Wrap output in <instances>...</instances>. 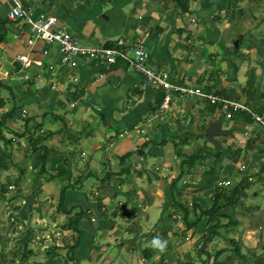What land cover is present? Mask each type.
Returning a JSON list of instances; mask_svg holds the SVG:
<instances>
[{
  "label": "crops",
  "instance_id": "1",
  "mask_svg": "<svg viewBox=\"0 0 264 264\" xmlns=\"http://www.w3.org/2000/svg\"><path fill=\"white\" fill-rule=\"evenodd\" d=\"M249 1L256 7L244 11L247 0H192L188 11L183 12L175 0H0V96L1 100L4 99L0 104V126L5 129L0 140L5 138L3 133H7L16 136L20 146L22 138L26 143L27 140L34 143L32 147L29 145L28 165L31 161L32 169H38L36 184L55 203L65 206L63 212L69 221L67 219L66 224L58 221L57 224L64 227L63 233L70 241L69 253L76 252L78 257L91 259L93 252L103 255L108 249L117 247L119 254L134 255L139 264L143 258L151 264H258V251H264V241L260 239L264 232L258 227L259 231L255 228L249 229L247 234L238 233L233 208L230 206L228 209L227 206L223 209L226 202L223 198L218 201L223 210L221 217L216 218L206 212L212 205L220 180L226 186L233 182L235 190L241 179L253 180L246 170L260 172L261 166L257 163L261 159L258 161L257 155H264V151L258 150L264 148V135L261 134L264 128L256 121L253 124L248 122L245 114L249 112H236L230 107L224 109L225 112L218 107L221 103H212L202 96L180 97L176 91L170 92L169 110L162 111L167 92L147 82L128 62L119 60L107 64L95 57H78L74 66L63 65L57 43L32 36L28 21L10 20L7 12L19 3L32 19L40 15L55 17L58 26L75 35L82 45L119 47L120 42L126 46L142 43L148 51L146 65L155 70H169V83L240 102L259 113L264 109L262 85L258 84L254 89L243 88L249 80L246 79V68H243L244 58L239 57L230 44L237 38L253 41L249 50L255 58L253 63L257 75L264 81V37L252 39L249 33L263 23L264 0ZM246 16H251L252 20L244 24ZM239 22L243 24L241 28ZM195 25V33L188 31ZM29 40L33 43L29 44ZM192 41L211 42L212 53L218 63L206 59L204 66L201 60L205 55L203 51L197 56L187 54L190 52L188 44ZM21 56H26L27 60H22ZM250 66L249 61L247 67ZM232 113L239 117L233 114L235 118H231ZM208 114H213L215 120L224 121L226 128L234 129V138L226 135L229 136L226 149L221 148L224 157L219 162L220 171L225 170L223 164L232 162L235 151L230 148L235 144L246 150L245 162L252 157L250 168L244 166L241 169L236 163L230 179L219 177L209 169L188 171L192 163L182 159L181 155L177 157L180 152L190 154L196 151L197 148L192 146L195 142L199 148L200 139L204 145L208 143L200 134ZM71 124L72 128L66 130ZM254 124L263 130L250 129ZM176 126L181 131H176ZM182 129L189 134L183 136V142L190 138L193 144L190 148H180V151L176 147L174 152L166 142L170 143V138L176 137L177 132H183ZM221 137L225 136H218L216 140ZM247 137L255 143L251 148L254 152L250 154ZM41 141L46 150L41 146L37 150ZM146 151L158 156L167 167L155 178L148 170ZM134 153L137 154L136 159L131 157ZM116 158L124 162L118 164ZM211 159L212 162L215 160ZM70 160L72 162L68 163ZM19 161L15 163L12 160L11 167L18 176L7 175L8 186L15 188L12 196L6 197L16 202L11 208L15 212L6 215L11 227L19 216L28 226L34 209L41 214L40 218L43 217V202L39 201L38 192L30 191L27 172L32 170H25ZM47 161L50 170L61 169L67 164L71 170L64 171L63 168V178L47 175ZM177 162L185 167L184 170H179ZM246 165L248 167V163ZM117 167L121 170L117 171ZM189 177L190 180L187 179ZM83 178L87 185L80 186ZM93 179L113 182L116 189L109 191L104 186L100 200L95 203L85 194H88L87 186ZM61 180L64 182L59 185L57 181ZM262 181L264 184V178ZM19 183H22L20 188ZM57 186L63 187L61 200L55 193ZM234 190L229 187L231 196L235 195ZM118 196H123L133 205L126 216L129 222L125 227L115 223L122 204V201L116 202L115 197ZM20 199L25 201L23 208L18 204ZM241 206L246 209L240 213L243 219L249 221L250 215L257 212L264 221L263 210L251 211L245 204ZM75 207H85L87 212L74 214L72 210ZM153 215L156 216L154 219ZM130 222L135 226L129 227ZM147 222H154V226L146 228ZM2 225L0 223V227ZM236 228L238 232H234ZM57 233L53 235L57 236ZM101 233L107 240L103 244L98 239ZM124 233L132 237L119 241ZM75 234H78L77 242H74ZM236 234L239 235V244L234 239ZM251 236L260 242H253ZM154 237L159 238L163 248L153 243ZM217 239L224 242L216 246ZM27 241L24 237L19 239L18 246L22 247V242L26 244ZM57 241L60 242L59 239ZM133 243H137L136 247L139 245V251L130 247ZM143 245L151 248L144 250ZM154 245L157 246L155 250L152 248ZM237 245L242 251L236 253L232 260L227 254L235 251L233 249ZM130 255L128 258L134 264ZM21 259L22 256L19 257ZM10 261L9 264H16L11 257ZM48 262L58 263L57 256H51ZM100 263L109 264L104 263V258Z\"/></svg>",
  "mask_w": 264,
  "mask_h": 264
},
{
  "label": "rangeland",
  "instance_id": "2",
  "mask_svg": "<svg viewBox=\"0 0 264 264\" xmlns=\"http://www.w3.org/2000/svg\"><path fill=\"white\" fill-rule=\"evenodd\" d=\"M255 1H258V0H255ZM195 7H196V5H195ZM250 7H251V9H254L256 7V5L253 4L251 6L250 1L247 0V2L244 3V11L249 10ZM225 19H226V17H225ZM225 19H224V21H225ZM251 20H252L251 16H246L243 23L246 24ZM253 24L254 23H252L250 25L252 26ZM242 25L243 24L239 22L240 28ZM251 26H249V27H251ZM196 27H197V25H195L194 27L190 26L188 31L190 30V32L195 33ZM249 33H251L252 39H254V38L256 40L262 39L264 37V20H263V23H260L258 26H255L254 28H252L249 31ZM193 36L194 35H192L191 38ZM252 43H253V41H250L247 39L242 40L237 44L238 50H234V52L239 53V57L244 58V67L243 68H246V74H247L246 79L250 78L247 82H245L243 84V88L244 89H248V88L254 89L257 87L258 84H260V85H262V92L264 93V81H262L261 77L257 75L256 69L254 68V63H253V60H255V58H254L253 53L249 50V48L252 46ZM215 46H217V43H215ZM188 47L190 48V52H187V54H190L192 56L193 55H195V56L200 55V52L203 51V53L205 55L202 57L201 60L204 63V66H206V62H207L206 59H210V61H212L216 64L219 61L218 59H216L215 55H213V53H212L213 48L211 47V42H207L204 44L203 42L192 41V42H190V44H188ZM234 49H236V48H234ZM247 50H249V51H247ZM208 52H210L209 56H207ZM249 61L251 62V66L247 67ZM210 70L213 71L215 69H210ZM202 90H205V89L202 88ZM188 95H191V94H188ZM229 95H232L231 92H229ZM218 107L220 109H222L220 106H218ZM248 108H251V107H248ZM222 110L225 111L224 109H222ZM225 112H227V111H225ZM236 112H240V111L236 110ZM228 114L229 113H226V115H228ZM233 114L236 115V113L230 114L231 118H235V116ZM236 116L239 117L238 115H236ZM240 118H244V116H241ZM245 118H247V114H245ZM230 120L233 121V119H230ZM226 123L228 125L230 124L229 122H226ZM2 126L3 125L0 126V136L2 135V131L5 130L2 128ZM71 128H72V124L68 125L66 130H70ZM252 128H256L257 130H263L260 128L259 125H256V124H254V126L251 125L250 129H252ZM178 130H179V127L176 126V131H178ZM37 133H39V132H37ZM187 133L188 132H186V130H184L183 132H177L176 137L170 138V140H169L170 143L167 140V142H166L167 145L171 146L173 148L174 152L176 150L175 149L176 147H177L178 151L181 150L180 148H185V147L190 148V146L193 144V142L190 141V138L188 139V141L185 139V142H183V139H184L183 136L186 135V137H187L189 135ZM3 134H4L3 136H5V138L0 140V146H1V150H0V161H1L0 162L1 163V167H0V175H1V181H0L1 182V185H0V223L3 224L0 227V235L2 237V242H0L1 243L0 244V264H9L11 262L10 257L15 260L16 264H49V262H48L49 258H51V256H54V255L57 256L58 263H53V264H101L100 260L103 258H104V263H109V264H127L128 263V264H131L130 259L128 258V256L130 254H128L126 252L119 254V249L117 247H112L111 250L108 249L106 251V254L104 253L103 255H100V254L95 255L93 252L91 259L88 257L87 258L78 257V253H76V252H75V254L69 253V251L71 249V246L68 247L70 245V241H68L66 239L65 233H63L64 227L59 226L57 224L58 221L59 222L64 221L65 224L67 222V219H68L67 215L65 212H63L65 209V206L62 203H60V204L58 202L55 203L53 201V199L50 198V196H47L48 194L44 191V189H41V187L36 184L35 178H36L38 169L37 170L32 169V162L31 161H30V166L28 165L30 158H27V155H29V150L31 149L29 147L30 146L32 147V144H34V143H32L28 140L26 143L23 141V138H22L21 139V146H20L18 144L19 140L17 139L16 136H13V134H7V133H3ZM261 134L264 135V133L262 131H261ZM228 139H229V136H225V137H221V138L217 139L219 144H221V146H222L221 148L226 149L225 143ZM249 139H250V137H247L246 143L249 141ZM241 143L244 144V142H241ZM46 145L48 147V143H46ZM40 146H41V148H43V150H46V148L43 147L44 146L43 141L40 142L39 148L37 150L40 149ZM192 147H193V149L197 148V150L194 151L193 153H190V154H184V153L180 152L177 155V157H179L181 155L180 157L182 159H185L187 161H191L192 164H190L188 171H190V170L199 171V169L200 170L209 169V170H213L214 173H216L219 177L222 176V178L230 179L231 170L234 169L235 167H233L232 163H227L226 165L223 164V167L225 168V170L220 171V163L219 162L221 161V159L219 157L217 160L216 155L221 151V148L214 147L211 143H206L204 145V142L201 139L199 140V148L197 146H195V142H194ZM49 149H50V147H49ZM230 149H234V151H236V152L239 150L241 152L239 156L235 157V159H237L236 160L237 166H239L240 168L242 167L243 169H244V166H246V168H250V161H252L251 160L252 157L248 158L245 162V157H244V153L246 152L245 149L241 150V147H239L236 144L233 145V147H231ZM250 152H252V149H248L249 154H250ZM253 152H254V150H253ZM146 153H147V151H146ZM136 155L137 154L134 153L133 156H131V157H133V159H136V157H137ZM35 156H36V154H35ZM208 156H209V158H208ZM257 156H258V158H257L258 161L261 159L257 163V165L262 166V163L264 162V155L262 156V154H261V156L260 155H257ZM146 157H147V166L149 168L148 170H149V172L152 173L153 178H155L156 176H159L160 173H162V171L167 170V167L165 168V166H163V164L160 161V158H158V156L147 153ZM211 157L215 158V160L213 162H212L213 159H211ZM12 160L14 162L15 161L17 162L20 160L19 165H21L25 170H29V169L32 170L30 173L27 172V175L30 176V180H29V184L31 186L30 191L35 190L36 192H38V199L40 202H43V206L41 207L43 217L40 218L41 214L34 209L32 212L33 213L32 218L29 217V225L28 226L23 223V220L19 216V219H17L15 222L17 224L14 223V225L11 227L12 223H9L10 221L7 219V216H6L7 214H11V213L15 212V211H12L11 208H12L13 204L15 205V203H16L13 201V199H6V197L8 195H9L8 197H11L15 191V188H13V186H8L7 175L9 173H12V174H15L18 176V172L15 169L11 168L13 165ZM70 162H72V161L71 160L68 161V163H70ZM116 162L119 164L120 162H124V160L120 161L118 158H116ZM47 163H48V161H47ZM177 163H179V162H177ZM246 163H248V167H247ZM179 164L180 165L177 167H179L180 169L179 168L178 169L184 170L185 167L181 163H179ZM238 164H240V165H238ZM195 165H196V167H195ZM68 166L69 165L67 164L64 167H62L61 169L56 168L55 170H50L49 163H48V167H47L48 172H46L45 174L53 175L56 178H63L62 175L64 174V172L62 169L64 168V171L66 169L68 171H70L71 167L70 166L68 167ZM72 167L74 168L75 166H72ZM114 168H115V166H114ZM119 169L121 170L120 167H117V171ZM73 170L74 169H72V172H73ZM101 171L103 172L104 169H101ZM246 171H249V173H250L249 176H251L253 178V180L250 182L251 183L250 186L244 188V192L247 193V198H246V201L244 202V204H245V206L250 207L248 210L255 208V209H260V210L264 211V184L262 181V178H264V174L256 173L253 169L246 170ZM109 175H111V173ZM65 178H67L66 175H65ZM107 178H109V177H107ZM187 179L190 180V177ZM241 181H242V179L239 181V183ZM57 182L60 185L62 182H64V180L57 181ZM45 183H47V181ZM21 184L22 183H19V186H18L19 188H20ZM82 184L87 185L84 178L80 181V186ZM226 185L227 184H225L222 180H220L218 185H217L218 191L220 193L223 192L224 196H225V194L229 193V187L231 190L232 189L234 190L233 182L229 186H226ZM74 186H75V188H77V183H75ZM104 186L109 191H114L116 189L115 184L113 182H109L108 180L101 182V181H96V179H93L92 181L89 182V184L87 186L88 194L85 193V191H86L85 189H83V192L89 198L91 197L90 199L96 203V201L100 200V197H101L100 195L104 189ZM62 190H63V187H58V186L55 187V193L57 194V198L60 200L62 199V196H61ZM66 190H67V188H65V191ZM218 191H216V192H218ZM174 192H176L175 189H174ZM45 198H48V199L45 200ZM115 200H116V202L122 201V204L120 205V210H118L119 214H117L118 217L115 220V223L120 224V225L125 227L126 223L129 222V220L127 219L126 216L132 210L133 205L129 204V202L127 200H125L123 196L115 197ZM239 203L240 202H235L234 203L235 205L232 207L233 208L232 212L235 213V217H236L234 219V221H235L234 224L237 225L239 228V229L238 228L234 229V232H236V231L238 232V230H239L238 233L243 234V233L249 232V229H247V227L249 226V221H248V219L247 220L243 219V216L240 215V213H244V211L246 209H244L241 206V204H239ZM18 204H20L23 208L25 206L24 199H20ZM123 204H125V205H123ZM58 206L60 209L57 208ZM37 207H38V205H37ZM225 208H227V206L223 207V209H225ZM58 209H59V211H58ZM86 209L87 208H85V207H82V208L81 207H75V209L72 210V212L74 214H80L82 212H87ZM228 209H230V208L228 207ZM157 211H159V208H157ZM220 212H223V210L221 209ZM246 212H248V211H246ZM160 216L161 215H159L158 218ZM155 217L156 216L153 215V219ZM43 219H45V222L41 223V221ZM68 221H69V219H68ZM131 226H133V227L135 226L134 222H130L129 227H131ZM153 226H154V222H151V223L147 222V224H145V227L148 229L152 228ZM253 229H255L256 231L260 230L258 227H254ZM56 232H58L57 236L53 235ZM248 234H251V233H248ZM77 235L78 234H75V236H74V242H77L79 239ZM238 236L239 235L236 234L234 239L239 244ZM23 237L28 239L27 243L25 244L22 242V247L18 246L19 239L22 240ZM131 237L132 236H128L124 233L119 238V241H121L122 239L127 240V239H130ZM5 238H6V242L4 244ZM251 238H252L253 242L257 243L258 238H255L253 236H251ZM57 239H59V241L61 242V243L59 242L60 244L58 243ZM98 239L101 242V244H103L107 241L105 238H103L102 233L99 235ZM231 239H232V237H231ZM260 239L262 241H264V236H262ZM115 240L118 241V239H115ZM215 242H216L215 245L218 246L220 242H224V241H221V239H217V241H215ZM258 242H260V241L258 240ZM136 245H137V243L136 244L133 243L130 247L135 248ZM146 246H144V250L151 248L148 245H146ZM152 248L155 250L157 248V246L154 245ZM109 250H110V252H109ZM134 250L139 251L140 250L139 245ZM233 250H235V251H231L230 253L225 252V253H228L227 255H230V257H231L230 259H232V260H234V258L236 257V253H239L240 251H242V248H240V246L237 245L235 247V249H233ZM50 254H51V256H50ZM223 255L226 256L225 254H223ZM20 256H22L21 260H19ZM68 256H70L73 260L69 259ZM131 256L133 257L132 262L134 264H139L137 262V257H135L134 255H130V257ZM44 257H46V261H44ZM107 259H109V262H105ZM256 261L258 264H264V251H261V250L258 251ZM140 264H151V262H149L143 258L141 260Z\"/></svg>",
  "mask_w": 264,
  "mask_h": 264
},
{
  "label": "built area",
  "instance_id": "3",
  "mask_svg": "<svg viewBox=\"0 0 264 264\" xmlns=\"http://www.w3.org/2000/svg\"><path fill=\"white\" fill-rule=\"evenodd\" d=\"M7 18L14 21L26 20L31 25V31L33 32L32 36H37L44 40L57 43L62 54L61 63L63 65L74 66L78 57H95L101 59L107 64H114L119 60L128 62L129 66L131 65L136 71L140 72L147 82L162 88L167 92L163 99L161 109H168L171 104L170 92L176 91L180 97H185L186 95L202 96L212 103H221V108L223 109L230 107L234 110L249 112L254 121L260 123L264 128V112L255 113L251 111L248 106H245L240 102H234L227 99L223 100L214 94H207L200 90L175 86L169 83L167 81L170 74L169 70H155L146 65L148 51L146 46L142 43L126 46L123 42H120L118 45L119 47L82 45L75 35L58 26V21L55 17H45L40 15L38 18L32 19L30 13L23 9L22 5L19 3L7 12ZM28 43L32 44L33 40H29ZM20 58L24 61L27 60L26 56H21Z\"/></svg>",
  "mask_w": 264,
  "mask_h": 264
},
{
  "label": "trees",
  "instance_id": "4",
  "mask_svg": "<svg viewBox=\"0 0 264 264\" xmlns=\"http://www.w3.org/2000/svg\"><path fill=\"white\" fill-rule=\"evenodd\" d=\"M175 1L180 5L182 11L183 12H186L189 9V3L192 0H175ZM1 99L2 98L0 96V104L4 103V101H3L4 99L3 100H1ZM263 111H264V109H262L259 113H262ZM246 114H247V120H248V122L251 123V124H253L254 123V119L252 118V116L250 114H248V113H246ZM254 144L255 143H254L253 139L252 140L249 139V141L247 142V147H248L247 149L253 148ZM258 150L259 151H264V148H261L260 147V148H258ZM240 153L241 152L239 150L237 152L235 151L234 159L231 162L233 164V167L235 166L236 160H237V159H235V157L239 156ZM219 157H220V159H222L224 157V154L220 152L219 155H217V157H216L217 160H218ZM188 162H191V161H188ZM44 166H46V164ZM0 167H1V163H0ZM259 173L264 174V162L262 163V166L260 168V172ZM250 184L251 183L248 180V178H244L235 187V190H234L235 195L234 196L229 195V193L225 194V196H224L223 192L220 193L218 191V187H217L216 191H218V192H215V194H214V200L212 201V205L207 210L206 214L207 215H210V216H215L216 218L221 217V214H220L221 207L218 206V201L220 199H222V198L225 199V201H226L224 205L225 206H228V207H230V206L233 207L235 205L234 204L235 202H240L239 204L244 205V202L246 201V198H247V193L244 192V188L250 186ZM252 210L255 211L256 209L253 208V209H251V211ZM149 252L153 253V251H151V250H149Z\"/></svg>",
  "mask_w": 264,
  "mask_h": 264
},
{
  "label": "water",
  "instance_id": "5",
  "mask_svg": "<svg viewBox=\"0 0 264 264\" xmlns=\"http://www.w3.org/2000/svg\"><path fill=\"white\" fill-rule=\"evenodd\" d=\"M240 41H242V39L237 38L235 41H233L230 44L233 45L234 48H236L235 50H238L237 44ZM224 123H225L224 121H218V120L213 119V114H210V115L208 114V116H206V118H204L203 120V123L201 125L200 134L203 135L204 140H207L208 143H211L214 147L221 148V144H219V142L216 140V137L226 136V135H230L232 137L234 136L233 134L234 129L226 128L224 126ZM178 131H181V130L179 129ZM261 218L262 216L260 213L255 212L251 214L249 218V226L247 227V229H253L254 227L257 226L261 229V231L262 230L264 231V221H263V218L262 219Z\"/></svg>",
  "mask_w": 264,
  "mask_h": 264
},
{
  "label": "clouds",
  "instance_id": "6",
  "mask_svg": "<svg viewBox=\"0 0 264 264\" xmlns=\"http://www.w3.org/2000/svg\"><path fill=\"white\" fill-rule=\"evenodd\" d=\"M221 107V106H220ZM169 108H170V106L168 107V109H161L162 111H167V110H169ZM153 243L154 244H159V246L161 247V248H163V244L162 243H160V241H159V238L158 237H154L153 238Z\"/></svg>",
  "mask_w": 264,
  "mask_h": 264
}]
</instances>
